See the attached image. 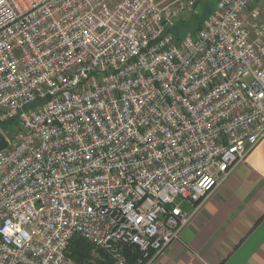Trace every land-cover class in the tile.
<instances>
[{"label": "built area", "instance_id": "2783aa9c", "mask_svg": "<svg viewBox=\"0 0 264 264\" xmlns=\"http://www.w3.org/2000/svg\"><path fill=\"white\" fill-rule=\"evenodd\" d=\"M197 2L0 0V264H149L264 138V0Z\"/></svg>", "mask_w": 264, "mask_h": 264}, {"label": "crops", "instance_id": "0c3cea01", "mask_svg": "<svg viewBox=\"0 0 264 264\" xmlns=\"http://www.w3.org/2000/svg\"><path fill=\"white\" fill-rule=\"evenodd\" d=\"M189 209L181 236L149 264H264V138Z\"/></svg>", "mask_w": 264, "mask_h": 264}, {"label": "rangeland", "instance_id": "374dc122", "mask_svg": "<svg viewBox=\"0 0 264 264\" xmlns=\"http://www.w3.org/2000/svg\"><path fill=\"white\" fill-rule=\"evenodd\" d=\"M159 1L162 4H165V3L170 2L171 0H159ZM218 2L219 0H198L197 4L193 8L190 7L189 9L180 13V15L175 19L176 21H174L173 31L175 35L178 38H183L184 36L188 34H191V33L195 34L201 22H203L204 19L208 17V15L217 6ZM92 253L98 259H101V255H102L101 251L98 250L96 247H94V250ZM69 255L71 256L70 251H69ZM92 264H95V263H92Z\"/></svg>", "mask_w": 264, "mask_h": 264}, {"label": "trees", "instance_id": "16d2710c", "mask_svg": "<svg viewBox=\"0 0 264 264\" xmlns=\"http://www.w3.org/2000/svg\"><path fill=\"white\" fill-rule=\"evenodd\" d=\"M94 245L87 240L81 238L80 236L74 237L69 246V251L71 256L79 262L83 264H114V261L111 260L105 252H103L101 249H98L101 251V259H98L92 252L94 250ZM137 253L132 252L129 254L128 259L130 263H134L137 258Z\"/></svg>", "mask_w": 264, "mask_h": 264}, {"label": "water", "instance_id": "95a60500", "mask_svg": "<svg viewBox=\"0 0 264 264\" xmlns=\"http://www.w3.org/2000/svg\"><path fill=\"white\" fill-rule=\"evenodd\" d=\"M7 148V140L3 133L0 131V150Z\"/></svg>", "mask_w": 264, "mask_h": 264}]
</instances>
